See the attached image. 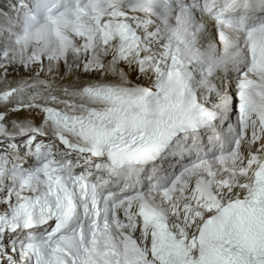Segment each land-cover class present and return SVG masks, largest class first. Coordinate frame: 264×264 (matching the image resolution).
I'll return each instance as SVG.
<instances>
[{"label":"snow or ice","instance_id":"1","mask_svg":"<svg viewBox=\"0 0 264 264\" xmlns=\"http://www.w3.org/2000/svg\"><path fill=\"white\" fill-rule=\"evenodd\" d=\"M0 264H264V0H0Z\"/></svg>","mask_w":264,"mask_h":264}]
</instances>
